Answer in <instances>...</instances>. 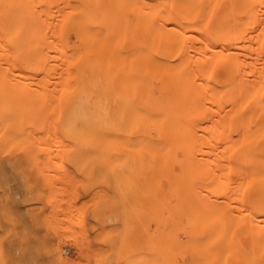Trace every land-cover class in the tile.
Returning a JSON list of instances; mask_svg holds the SVG:
<instances>
[{
	"label": "rangeland",
	"instance_id": "rangeland-1",
	"mask_svg": "<svg viewBox=\"0 0 264 264\" xmlns=\"http://www.w3.org/2000/svg\"><path fill=\"white\" fill-rule=\"evenodd\" d=\"M17 1L0 2V27L12 26L0 29H5L0 32V42L8 48L0 49V119L8 121H1L5 126L0 127V264H231V200L227 197L231 182L224 184L223 168L227 165L222 159L225 151L231 156V142L225 146L224 140H228L226 134L231 137V103L217 86L218 68L214 67L215 59L209 58L201 34L218 19L264 22V1L207 0L204 16L189 21L187 35L196 38L182 39L187 47L180 48L178 52L183 50L185 55L178 53V57L171 18L159 19L152 8L138 6L137 0H129L130 5H125L126 0L124 5L121 0H50L54 4L48 0L49 5L48 1L27 0L24 5H34V22L31 9L21 8L23 3L19 7L22 1ZM109 4L112 14L106 10ZM51 8L52 16L48 15ZM3 18L9 22L4 24ZM36 20L37 27H33L38 33L31 28ZM22 21L28 26L24 34L20 33ZM47 21L52 24L50 29L43 26ZM19 34H27L26 40ZM35 36L45 42L36 41ZM19 37L25 43H19ZM48 38L51 40L46 43ZM35 42L47 47L52 44L47 51L54 59L46 51L51 57L45 62L47 66L38 63L46 47L38 43L43 46L40 53L34 49ZM20 44L27 54L21 53L24 47ZM31 53L34 59L38 53V62L34 61L38 69L26 67L28 60L24 58ZM179 61L192 86L175 71L173 65ZM50 62L58 67L52 69ZM42 77L47 81L42 82ZM33 88H39V97ZM43 93L46 99H41ZM24 125L29 128V138H25ZM12 129L17 130L16 135L21 133V142L15 138L18 142L12 143L16 141ZM55 138L64 143L58 146L60 141ZM221 144L225 150L219 149ZM189 149H194L195 157ZM200 149L213 153L208 156L206 151L208 155L199 153ZM190 157L199 161V168L204 165L202 159H210L206 162L216 184L209 182V167L201 169L200 175L205 174L206 179L197 178L196 170L198 173L191 172L194 182L188 181ZM201 162L203 165L198 164ZM195 178L204 180L196 182ZM212 183L219 186L217 200L209 197L211 189L206 191L209 199L203 198L205 187Z\"/></svg>",
	"mask_w": 264,
	"mask_h": 264
},
{
	"label": "bare ground",
	"instance_id": "bare-ground-1",
	"mask_svg": "<svg viewBox=\"0 0 264 264\" xmlns=\"http://www.w3.org/2000/svg\"><path fill=\"white\" fill-rule=\"evenodd\" d=\"M18 1H20V0H18ZM17 1V2H18ZM22 2H19V7H20V3H23L22 5H21V8H22V6L24 5V2L26 3V1L27 0H25V1H23V0H21ZM29 1V0H28ZM32 1H34V0H32ZM31 1V2H32ZM42 1H45V2H47L48 0H42ZM50 1V0H49ZM49 1H48V5L50 4L49 3ZM58 1V0H57ZM122 2H123V0H121ZM125 1V0H124ZM132 2H133V0H131ZM136 1V0H135ZM257 1V0H256ZM260 1V0H259ZM264 1V0H263ZM263 1H261V2H263ZM0 2H2V0L0 1ZM51 3H53V1H50ZM55 3H56V0L54 1ZM62 2V1H61ZM66 2H70V1H67L66 0ZM122 2H120V3H122ZM127 2H129L130 4H131V2L129 1V0H126V2L125 3H127ZM214 2V1H213ZM254 2V1H253ZM258 2V1H257ZM5 3V2H4ZM109 3H110V1H109ZM118 3V2H117ZM124 2H123V5L125 4ZM129 3H127V4H125V5H130ZM135 3L136 2H134V3H132L133 5H135ZM137 3H139V5L138 6H141V7H143V8H147L148 10H150L151 8L153 9V12H154V16H159V19H162V20H167L168 19V17H170L171 18V21H172V23H173V25H174V27H172V29H173V32H174V34L172 35V42H173V48H174V53L176 52V50H175V48H177V52L175 53V55H176V57H178L179 56V54H181L182 56H183V50H184V48H186L187 46L185 45V43H186V41L185 42H182V39H184L185 40V38L186 37H189V39H190V36H191V38L192 37H195V36H193V35H187V31L190 29V27H191V24L189 25V21L191 20V19H193V18H195L196 16V18H200V16L201 15H203V14H205L204 13V11L202 10V9H204V7H205V5H207V0H137ZM1 4V3H0ZM3 4V3H2ZM6 4V3H5ZM18 4V3H17ZM54 4V3H53ZM62 4V3H61ZM61 4H59V6L61 5ZM108 4V3H107ZM113 4V3H112ZM262 4H264V3H262ZM122 5V4H121ZM121 5H120V8H121ZM132 5V6H133ZM25 7H27L28 8V10H29V8L31 9L30 11H32V13H31V15L33 14V20H32V22H34L35 21V15H34V12H33V10H32V8H34V7H32V6H34V5H29V7L28 6H26V5H24ZM46 6V5H45ZM55 6H57V5H55ZM58 6V7H59ZM62 6V5H61ZM60 6V7H61ZM110 4H109V6H108V9H106L107 11L109 10L110 12H111V14H112V8H111V10L109 9L110 8ZM116 6V5H115ZM135 6H137V4L135 5ZM6 7V6H5ZM47 7V6H46ZM50 7H51V5H50ZM59 7V8H60ZM92 7V6H91ZM117 7H118V5H117ZM9 8V7H8ZM48 8H49V6H48ZM55 8V7H54ZM57 8V7H56ZM59 8H57L56 10L57 11H59ZM72 8V7H71ZM119 8V7H118ZM1 9V8H0ZM18 9V8H17ZM16 9V10H17ZM20 9V8H19ZM23 9H25V8H23ZM50 9V8H49ZM65 9V8H64ZM2 10V9H1ZM0 10V11H1ZM26 10V9H25ZM25 10H24V13H27V12H25ZM55 10V11H56ZM66 10H68V9H66ZM203 11V13L201 12V11ZM264 10V9H263ZM14 11V10H13ZM23 11V10H22ZM27 11V10H26ZM47 11H48V9H47ZM50 11H52V8H51V10H49V12ZM63 11V10H62ZM61 11V12H62ZM19 12H21V9H20V11ZM18 12V13H19ZM53 12V11H52ZM52 12H50V14H48V15H51L52 14ZM60 12V11H59ZM58 12V13H59ZM64 12V11H63ZM62 12V13H63ZM73 12V11H72ZM250 12V11H249ZM249 12H246V13H248V14H250ZM116 13V12H115ZM202 13V14H201ZM246 13H245V15H246ZM1 14V13H0ZM22 14V13H21ZM36 14V13H35ZM54 14V13H53ZM57 14V13H56ZM60 14V13H59ZM67 14H69L67 11H66V13H65V15L67 16ZM254 14H256L255 12H254ZM31 15H29L28 14V16H29V18L30 17H32ZM47 15V14H46ZM58 15V14H57ZM63 14H61V16H62ZM70 15H71V13H70ZM252 16H254L253 14H251ZM7 16V15H6ZM52 16V15H51ZM65 16V17H66ZM195 16V17H194ZM199 16V17H198ZM204 16V15H203ZM203 16H201V17H203ZM250 16V15H249ZM249 16H247V18L249 17ZM17 17H18V14H17ZM64 17V16H63ZM64 17V18H65ZM69 16H67V18H68ZM238 17V16H237ZM255 17H256V15H255ZM26 18H27V15H26ZM28 18V19H29ZM35 18V19H34ZM49 17H47V19H48ZM167 18V19H166ZM250 18H251V16H250ZM4 19V18H3ZM19 19V18H18ZM46 19V20H47ZM53 19V18H52ZM55 19H57V17L55 18ZM233 19V18H232ZM24 20H26L27 21V19H25V17H24ZM30 20V19H29ZM49 20V19H48ZM65 20V19H64ZM64 20H62V21H64ZM66 20H68V19H66ZM242 20V19H241ZM252 20H253V18H252ZM249 21V19L248 20H242V21H238V19H237V21H224V20H221V19H218L217 21H211L210 22V26H209V31L208 30H206V32H204L203 34H201V35H204L203 37H205V39L203 38V40H204V42L206 43V51H207V53L209 54V58H212L215 62H214V67H216V68H218V72H217V81H216V83H218V87H219V89H220V91L222 92V93H224L225 94V96H227V98L229 99V101H230V103H231V137H229V135L230 134H226V136L225 137H228V140H226L225 138H224V140L226 141V145L225 146H229V144L231 145V156H227V152L225 151V152H223V156H222V159L223 160H225V162H224V164H226L227 165V167L229 168H227L226 167V165H225V169L227 170V173H226V171H225V169L223 168V170H224V175L226 176V177H224V184H226V183H228V182H231V189H230V191H231V193H229L230 191H229V187H228V193H229V195L230 196H227V197H229L230 199L229 200H231V264H264V22H256V21ZM5 21V22H4ZM4 21H3V23L5 24V23H7V22H9V21H7L6 22V20L4 19ZM26 21H22V23H23V28L24 27H27L28 28V26H26L24 23L26 22ZM43 21H45V20H43ZM50 22H51V19L49 20ZM49 21H47L48 23H47V25H46V23H45V25H43V22H42V25L43 26H46V28L45 29H47V27H49L48 29H50L51 27H50V25H52V24H50V22ZM69 21V20H68ZM68 21H65V22H67V23H69V25H70V22H68ZM14 22V21H13ZM29 22H31V20L29 21ZM29 22H27L28 24H29ZM38 22V20H36V24L34 23V24H32V26H31V28L33 27V25H35L36 27H37V23ZM19 23V22H18ZM57 23V22H56ZM31 25V24H30ZM40 25V24H39ZM4 26L5 25H3V26H1L0 27V29L3 27L4 28ZM7 26H9V23H7ZM7 26H5L6 28V30L8 29L7 28ZM54 26V25H53ZM9 27H11V29H12V26H9ZM60 27H61V25H60ZM2 28V29H3ZM22 28V30H21V32L20 33H23L24 32V30H25V28L23 29ZM31 28L29 27V29H30V32L31 33H33L32 32V30H34V33L35 32H37L35 29H34V27L32 28V30H31ZM54 28V27H53ZM53 28L51 29L52 31H53ZM57 28H58V24H57ZM178 28H180L181 30L180 31H178ZM5 29L3 30V31H5ZM10 29V28H9ZM8 29V30H9ZM29 29L27 30V31H29ZM43 29V28H42ZM45 29H43V30H45ZM3 31L1 30L0 32L3 34ZM10 31H12V30H10ZM20 31V30H19ZM23 31V32H22ZM42 31V30H41ZM46 31V30H45ZM45 31H42L43 33H45ZM58 31V30H57ZM8 32V31H7ZM7 32H5V33H7ZM41 32V33H42ZM0 33V34H1ZM4 33V34H5ZM24 33H26V32H24ZM23 33V34H24ZM38 33V32H37ZM36 33V34H37ZM41 33H39V34H41ZM42 33V34H43ZM47 33V32H46ZM54 33L55 32H53V35H54ZM1 34V35H2ZM8 34V33H7ZM12 33L10 32V34L9 35H11ZM28 34V33H27ZM27 34L26 35H20L19 34V36L20 37H22V38H26V36H27ZM36 34H34V35H36ZM1 35H0V37H1ZM47 36V34H43V36ZM49 35V34H48ZM52 35V37L54 38V36ZM58 35V34H57ZM3 36H5V35H3ZM7 36V35H6ZM39 36V35H38ZM37 36V37H38ZM42 36V35H41ZM51 36V35H50ZM18 37V36H17ZM19 37V41H20V39H22V38H20ZM49 37V36H48ZM57 37V36H56ZM55 37V38H56ZM198 38H200L199 36H197ZM24 38V39H25ZM31 38V37H30ZM35 39H36V41L38 40V41H42V43L43 42H45V40H43V38H41L40 37V39L39 38H36V36L34 37ZM34 38H32V39H34ZM47 38V37H46ZM54 38V39H55ZM196 38V37H195ZM188 39V40H189ZM26 40V39H25ZM29 40V39H28ZM51 40V39H50ZM49 40V38L46 40V43H47V41L49 42L50 41ZM53 40V39H52ZM56 41H58L57 39H55ZM183 40V41H184ZM199 40V39H198ZM32 41V40H31ZM15 42H17L16 40H15ZM21 42H24L23 40H21L19 43H21ZM52 42V44H53V42H54V44H55V41L53 40V41H51ZM191 43V45H194V41L192 42V41H187V43ZM18 43V44H19ZM25 43V42H24ZM23 43V44H24ZM36 43V42H35ZM39 43V42H38ZM38 43H36V46H34V49L37 51L38 50V52H40V53H42V51L43 52H45L46 54V56L45 55H43V59H45V60H43L42 59V54H41V56H40V58H41V60H39V62H38V58H37V56L35 55V57H36V59H34L33 57H34V55H32V53L31 54H29L30 55V57H29V55L27 56L26 55V57H25V54H23L24 56L22 57V55H21V58H22V60H23V58H24V60H26V58H27V63H26V61L24 62V60H23V64L24 65H28V66H26V67H32L33 69H35V68H39V65H35L36 63L35 62H38L40 65H41V63L42 64H46L45 62H47L48 60H47V58L49 59V58H51V57H53V59H54V56H51V53H50V51H47V49L49 50V48H51V47H49L50 46V44H49V48L47 47V46H45V44H42L41 42L39 43L40 45L42 44L43 46H45L46 47V49L45 50H42V51H40L41 50V48L43 47H41ZM193 43V44H192ZM199 43H201L202 44V42H199ZM3 44V41L2 42H0V45H2ZM14 44H16V43H14ZM28 44V43H27ZM39 45V47L40 48H37V46ZM51 44V45H52ZM21 45V44H20ZM48 45V44H47ZM57 45H58V43H57ZM56 44H55V46H57ZM188 45H190V44H188ZM21 46H23L24 47V45H21ZM25 46H27V45H25ZM30 45L28 44V47H29ZM55 46H53V52H54V50L58 47H55ZM175 46V47H174ZM3 47H5V45L3 46L2 45V47L0 48V49H2L3 51H7L8 50V48H3ZM11 47V46H10ZM15 47H17V46H15ZM54 47H55V49H54ZM182 47H183V50H181V53L180 52H178L179 50H180V48L182 49ZM21 48V47H20ZM19 48V49H20ZM27 48V47H26ZM37 48V49H36ZM200 48H202L201 46L198 48V50L200 51L201 49ZM5 49V50H4ZM14 49V48H13ZM16 50H17V48H15ZM17 50L18 52H21L20 50ZM43 49V48H42ZM67 49V48H66ZM10 50V49H9ZM34 50V51H35ZM57 50V49H56ZM55 50V51H56ZM68 50V49H67ZM75 50V49H74ZM1 51V50H0ZM24 51H26L25 50V47L23 48V52H21V53H24ZM49 52V53H47V52ZM52 51V50H51ZM183 51V52H182ZM190 51H192V50H190ZM68 52V51H67ZM71 52V51H70ZM202 52H203V49H202ZM205 52V51H204ZM1 53H3V52H1ZM0 53V54H1ZM5 53H7V55H10V54H8V52H5ZM10 53H11V51H10ZM26 54L28 53L27 51L25 52ZM36 53V52H35ZM54 53H56V52H54ZM75 51H73V56H75ZM179 53V54H178ZM48 54L51 56V57H49L48 56ZM67 54V53H66ZM4 55V54H3ZM7 55H5V56H7ZM55 55H57V53L55 54ZM69 55V54H68ZM178 55V56H177ZM185 55V54H184ZM2 56V55H1ZM4 56V57H5ZM11 56H12V54H11ZM11 56L9 57V56H7V57H9V58H11ZM19 56H20V54H19ZM3 57V56H2ZM29 57V58H28ZM39 57V56H38ZM68 57V56H67ZM66 57V58H67ZM31 58V59H30ZM32 58H33V60H32ZM57 57L55 56V59H56ZM75 58V57H74ZM10 60V59H9ZM19 60H20V57H19ZM22 60H20V61H22ZM31 60V61H30ZM36 60V61H35ZM42 60H43V62H42ZM47 60V61H46ZM75 60V59H74ZM0 61H1V59H0ZM3 61V60H2ZM5 61L6 62H8V60L5 58ZM12 61V60H11ZM29 61H30V63H29ZM33 61V62H32ZM35 61V62H34ZM51 62H52V59L50 60ZM16 62H18V59L16 60ZM50 62V63H51ZM54 62V61H53ZM52 62V63H53ZM3 63H5L4 61H3ZM12 63V62H11ZM26 63V64H25ZM32 63H34V64H32ZM51 63V64H52ZM6 64V63H5ZM10 64V62L8 63V65ZM14 64V63H13ZM20 64H22V63H20ZM30 64L32 65V66H30ZM48 64V63H47ZM47 64H46V66H47ZM53 64H55V62L53 63ZM52 64V69H53V67L55 66V65H53ZM75 64V63H74ZM1 65V67H2V64H0ZM8 65H6V66H8ZM216 65V66H215ZM5 66V65H4ZM4 66H3V68H4ZM6 66H5V68H6ZM10 67L12 66V65H9ZM8 66V67H9ZM36 66V67H35ZM45 66V68H43V69H46L47 70V67ZM174 68H175V71L177 72V74L179 75V77H184V79L186 80V82L189 84V85H193L192 83L193 82H191L192 80H187V78H188V76L189 75H186L187 73H185V70H181V67H180V61H179V63L177 62V64L175 63L174 65ZM1 67H0V69H1ZM9 67V68H10ZM13 67V66H12ZM25 66H24V68H26ZM41 67H43V65L41 66ZM50 67V66H49ZM58 67V66H57ZM56 66L54 67V69L55 68H57ZM72 67H74V66H72ZM17 68V67H16ZM30 68H27V69H29L30 70ZM60 68V67H59ZM215 68V69H216ZM8 69V68H7ZM41 70H42V68H40ZM49 69H51V68H49ZM48 69V70H49ZM51 69V70H52ZM72 69V68H71ZM10 70H14L15 71V68H11ZM9 70V71H10ZM17 70V69H16ZM25 70V69H24ZM32 70V69H31ZM46 70L45 71H43V72H46ZM58 70V69H57ZM60 70V69H59ZM217 70V69H216ZM2 71V70H1ZM4 71H6V69H4ZM21 71V70H20ZM28 71V70H27ZM56 71V70H55ZM55 71H54V73H55ZM181 71H182V73H181ZM18 72V71H17ZM49 72H50V70H49ZM48 72V73H49ZM73 74H75V70L73 71H71ZM41 73V72H40ZM48 73H47V75H48ZM60 73V72H59ZM71 73V74H72ZM181 73V74H180ZM8 73H7V71H6V75H7ZM14 74V72L12 73V75ZM17 74V73H16ZM20 74V78H21V73H19ZM19 74L17 75V77L19 76ZM29 74H30V72H29ZM72 74V75H73ZM15 75V74H14ZM13 75V77H15ZM40 75V74H39ZM43 75V74H42ZM46 75V74H45ZM182 75V76H181ZM187 76V78H186V76ZM33 76V75H32ZM50 74H49V77L48 76H46V77H48V78H50ZM71 76V75H70ZM10 77H11V73H10ZM13 77H11V78H13ZM36 77V78H35ZM34 77V79H38L37 78V76H35ZM39 77V76H38ZM72 77V76H71ZM190 77V76H189ZM192 77V76H191ZM11 78H9V81H12L13 79H11ZM30 78H32V77H30ZM57 78H58V76H57ZM194 78V77H193ZM11 79V80H10ZM19 79V78H18ZM40 79H42V82L43 81H47V78L45 79V80H43V77L42 78H40ZM8 80V79H7ZM31 80V79H30ZM39 80V79H38ZM72 80V79H71ZM195 80V79H194ZM14 82H15V79L13 80ZM40 82H41V80H39ZM81 81H83V80H81ZM17 82H19V80L17 81ZM37 83H38V81H36ZM34 83V82H33ZM47 83V82H46ZM83 83V82H82ZM20 84H21V81H20ZM19 84V85H20ZM36 84V83H35ZM41 84V83H40ZM39 84V85H40ZM43 84H45V83H42V86H43ZM15 86H16V84H15ZM36 86H38L37 84H36ZM70 85L68 84V87H69ZM21 87H22V84H21ZM20 87V88H21ZM34 87V86H33ZM44 87V86H43ZM71 87V86H70ZM71 88H73V87H71ZM34 89V88H33ZM37 89H39V88H35L34 89V91L36 90V92L34 93V95L36 94L37 96L39 95V93H41V92H39ZM43 89V88H42ZM40 91H41V88H40ZM46 91V93H47V90H45ZM45 91H42V92H45ZM39 92V93H38ZM7 93V92H6ZM46 93H43L42 95V97H41V99L43 98V97H45L46 96ZM17 94H19V92L17 93ZM50 94H51V92H50ZM218 94V93H217ZM7 95H9V94H7ZM21 95V94H20ZM41 95V94H40ZM23 96V95H22ZM37 96H34V99L35 98H37ZM47 96H48V93H47ZM51 96H52V94H51ZM39 97V96H38ZM52 97H54V96H52ZM51 97V98H52ZM82 97V96H81ZM115 97V96H114ZM48 98H50V96L48 97ZM116 98V97H115ZM39 98H37V99H35V101L36 100H38ZM45 99H46V97H45ZM11 100V99H10ZM49 100V99H48ZM111 100V99H110ZM39 101V100H38ZM42 101V100H41ZM51 101V100H50ZM14 102V101H13ZM37 103V102H36ZM43 104H45V103H41V105H43ZM47 104H48V102H47ZM59 104H60V102H59ZM33 105H35V104H33ZM40 105V106H41ZM35 107V106H34ZM20 108V107H19ZM63 110V109H62ZM7 112V111H6ZM10 112V111H9ZM21 112V111H20ZM35 112V111H34ZM18 113H19V109H18ZM9 115V116H11L10 115V113H6V115ZM20 114V113H19ZM61 116V115H60ZM4 117V116H3ZM6 117H8V116H6ZM28 118V117H27ZM31 118H33L32 116H31ZM60 118V117H59ZM61 119V118H60ZM59 119V120H60ZM7 120V119H6ZM30 120V119H29ZM48 120V119H47ZM47 120H46V122H47ZM51 120H53V119H51ZM1 121H3L4 122V120H1L0 119V127L1 128H3L2 127V125L4 124V123H7L8 121H5L4 123H2L1 124ZM26 121H28V119L26 120ZM28 123V122H27ZM50 123V120H49V122H48V124ZM58 123V122H57ZM52 124V125H51ZM50 125L51 126H53V124L54 123H51ZM4 126H5V124H4ZM26 126H28L27 124H26ZM29 126H30V122H29ZM36 126V125H35ZM34 126V127H35ZM46 126V125H45ZM12 127H14V126H12ZM33 127V128H34ZM56 127H57V125H56ZM1 128H0V130H1ZM24 128H25V131L27 132H25L26 133V137H25V135H23L25 138H29L28 136H27V134H28V130H29V128H26L25 127V125H24ZM48 128L50 129V127L48 126ZM54 128V127H53ZM60 128V127H59ZM4 129V128H3ZM45 129H47V128H45ZM49 129H47L46 131H48ZM57 129V128H56ZM75 138L77 137V123L75 122ZM32 129H30V131H31ZM34 130V129H33ZM32 130V132L31 133H35L36 135H39V133L37 134V132H34ZM37 130V129H36ZM52 130V129H51ZM58 130V129H57ZM2 131V130H1ZM7 131V130H6ZM12 131L14 132V131H16L17 132V130H14V129H12ZM11 131V132H12ZM54 131V130H53ZM52 131V132H53ZM8 132V131H7ZM16 132H14V134L12 133V136L14 137V139L15 138H17V140H18V138L20 137V139H23V137L20 135L21 133L19 132V134L18 135H16L17 133ZM43 132V131H42ZM1 133V132H0ZM41 133V132H40ZM45 133H47V132H45ZM49 133V132H48ZM51 133V132H50ZM49 133V134H50ZM57 133H60L59 132V130H58V132ZM32 134V135H33ZM43 134V133H42ZM51 134H53V133H51ZM54 134H56V133H54ZM31 135V134H30ZM35 135V136H36ZM56 135H59V134H56ZM55 135V136H56ZM4 136H6L5 134H4ZM19 136V137H18ZM46 135L45 134H43V137H45ZM53 135H51V137H52ZM86 136V135H85ZM0 137H3L2 136V134L0 135ZM9 137V136H8ZM13 137H10L11 138V140H9L10 142L12 141V138ZM22 137V138H21ZM32 137V136H31ZM34 137V136H33ZM51 137H49V138H51ZM9 138V139H10ZM25 138H24V140H25ZM46 138V137H45ZM60 138V137H59ZM59 138H58V140H59ZM5 139V138H4ZM3 139V140H4ZM37 139V138H36ZM36 139H34V140H36ZM38 139H40V138H38ZM57 138H55V140H56ZM229 139H231V141L229 140ZM16 140V139H15ZM15 141V142H12V143H16V142H18V141ZM33 140V141H34ZM58 140H56V142L58 141ZM61 140V139H60ZM59 140V141H60ZM6 141V140H5ZM14 141V140H13ZM22 141V140H21ZM21 141H19V142H21ZM28 142H29V140H27ZM38 142H39V140H37ZM64 141V140H63ZM231 142V143H229V142ZM4 142V141H3ZM8 142V141H7ZM28 142H25V143H28ZM41 142V141H40ZM51 142V144H52V141H50ZM49 142V143H50ZM61 142L62 141H60V142H57V145L58 146H60L61 145ZM9 143V142H8ZM31 143H32V140H31ZM35 142H33L32 144H34ZM41 143H45V140H43ZM55 143V142H54ZM60 145H59V144ZM62 143H64V142H62ZM229 143V144H228ZM20 144V143H19ZM23 144H24V142H23ZM35 144H38L37 142L35 143ZM47 144V143H46ZM223 144H225V142L223 143ZM6 145V144H5ZM42 145V144H41ZM52 145H54V144H52ZM64 145H67V144H64ZM47 146V145H46ZM56 146V145H55ZM224 146V145H223ZM224 146V147H225ZM221 147H222V144L220 145V147H219V149H221ZM224 147H222V149L224 148ZM5 148H7V146L5 147ZM60 148V147H59ZM229 148V147H228ZM56 149V148H55ZM230 149V148H229ZM150 149H148V151H149ZM163 150V149H162ZM165 150V149H164ZM194 149H192L191 151H190V149L188 150L189 152H192ZM211 150H213V149H211ZM223 150H225V149H223ZM1 151V150H0ZM4 151H5V149H4ZM130 151V150H129ZM144 151H145V149H144ZM146 151H147V149H146ZM151 151H153V153H155L154 151L155 150H153V149H151ZM157 151H159V149L157 150ZM161 151V150H160ZM209 153V155L206 153ZM162 152V151H161ZM160 152V153H161ZM198 152V151H197ZM203 152L204 153H206V155H208V156H210L212 153H213V151H210V150H208L207 151V149L206 150H204L203 149V151L200 149V152L199 153H202L203 154ZM212 152V153H211ZM222 152V151H221ZM156 153H158V152H156ZM186 153H188V152H186ZM211 153V154H210ZM224 153H226V155H224ZM190 154V153H189ZM188 154V155H189ZM201 154V155H202ZM174 155V154H173ZM192 155V153L190 154V156ZM205 155V154H204ZM204 155H202V156H204ZM192 156H194L195 157V154H194V151H193V155ZM191 156V157H192ZM196 156H197V154H196ZM207 156V157H208ZM124 157V156H123ZM123 157H122V159H123ZM190 157V159H188L189 158V156H188V158H187V161L189 160V165L187 164V166H186V172H187V175H186V178L188 179V181H190V182H194V177L195 176H193L194 174V172L197 170L198 172H199V174H197V178H198V175H200V173H201V169H202V167H204L203 168V170L205 169V171L207 170V168L209 167V166H207V163L210 161V159H209V161L208 160H203L202 159V157H201V159H202V161H203V163H204V165L202 164V162L201 163H198V164H200V165H203L202 167L200 166V168L197 166V162H199V161H195V158H191ZM207 157H206V159H207ZM227 157V158H226ZM127 158H128V156H127ZM176 158V157H175ZM198 158H200V156H198ZM197 158V160H199ZM226 158V159H225ZM201 159H200V161H201ZM205 159V158H204ZM211 159H212V157H211ZM130 160H131V158H130ZM206 161H208V162H206ZM113 162V161H112ZM131 162V161H130ZM205 162H206V164H205ZM227 162V163H226ZM212 163V162H211ZM223 164V165H224ZM197 167H196V166ZM209 165V164H208ZM130 166V165H129ZM193 168H196V169H193ZM210 169H211V167H209V173L211 172L210 171ZM145 170V169H144ZM216 170V169H215ZM215 170H213V171H215ZM221 170H222V168H221ZM183 171V170H182ZM193 171V173H192V178H191V172ZM196 171V173H198ZM208 171H206V174H208V175H210V176H212V178H213V175H211V173L209 174L208 173ZM228 171L229 172H231V178H230V173H228ZM204 172V171H203ZM183 173V172H182ZM196 173H195V175H196ZM215 173V172H214ZM203 174V173H202ZM221 174L223 175V173L221 172ZM184 175V174H183ZM229 176V180L228 181H226V179L225 178H227L228 179V176ZM200 176H202V175H200ZM203 176H205V174H203ZM202 176V177H203ZM215 176V175H214ZM207 177V176H206ZM206 177H203L204 179H206ZM216 177V176H215ZM192 180H191V179ZM197 178H195V181L197 182V181H200V182H202L204 179H197ZM210 178V177H209ZM209 178H207V179H209ZM210 178V180H209V182H213V183H215V181H213L215 178ZM197 179V180H196ZM206 182V184H208L207 183V181L208 180H205ZM200 182H198V183H200ZM211 184V187H210V185H209V187H208V185H207V187H205V189L206 188H208V189H206L204 192H208V191H211V193L210 192H208V193H210L211 195L209 196V197H211L213 200H217L218 198H219V194H218V191H219V186L217 185V187L215 188V184ZM228 184V185H229ZM197 185V184H196ZM203 185H204V183H203ZM227 185V186H228ZM193 186H194V184H193ZM226 186V187H227ZM197 187V186H196ZM198 188V187H197ZM197 188H196V190H197ZM217 188H218V190H217ZM211 189V190H210ZM227 189V188H226ZM216 190H217V192H216ZM207 192H206V194H205V196L207 195ZM225 192V191H224ZM197 193H199V192H197ZM201 193V192H200ZM204 194V193H203ZM226 194V193H225ZM225 194H221L223 197L225 196ZM201 195V194H200ZM209 195V194H208ZM207 195V196H208ZM228 195V194H227ZM203 197V198H207V199H209V197ZM221 197V196H220ZM201 198H202V196H201ZM221 199V198H220ZM224 199V198H223ZM219 201H221V200H219ZM226 201H227V199H226Z\"/></svg>",
	"mask_w": 264,
	"mask_h": 264
}]
</instances>
